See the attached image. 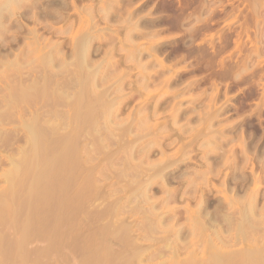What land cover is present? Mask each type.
Wrapping results in <instances>:
<instances>
[{"label": "rangeland", "instance_id": "374dc122", "mask_svg": "<svg viewBox=\"0 0 264 264\" xmlns=\"http://www.w3.org/2000/svg\"><path fill=\"white\" fill-rule=\"evenodd\" d=\"M0 1H1L0 3H2L1 4L2 9L0 8V10H2L0 12V57L2 55V58H3V59L0 58V101H1L0 107L2 108L5 104V107L7 108L8 107L7 101H6L7 97H5V95L8 92L14 91L15 88L19 89L22 85L26 86V85H29V83H32L33 81H35V83L33 82L32 84H35L37 86L39 85L40 88H41V85H40L41 83L45 84L47 89L49 87L48 89L49 91L47 90L48 91L47 93L43 95L40 94V96L36 95L37 97L34 96L29 101H26L27 105L25 103H22V105H18L17 107L15 106L14 108L11 107V111L13 110V112H11L10 109L7 108L11 114L9 112H8L9 115L7 114V112L4 114L5 115L4 122H2L3 123L2 125L0 124V127L2 128V129L0 128V130H2L0 139L2 137L7 136L8 143L6 142L5 144L7 145L5 146L3 143L0 142L1 145L3 144V147H1L0 154L7 155L9 158L7 159V158H4L3 156L2 157L0 156L1 158H3L2 161H4V162H1L0 171L3 168L7 169L9 165H11V159L14 158V156L15 158H17L16 156L18 157L20 156V153L17 151V149L25 147L27 144L26 139L23 138L22 136L23 133L21 131H18L19 129L18 127H16L21 124L19 122L21 118L24 120L26 119L28 120L29 117L31 118L33 113H37L39 115V118H41L39 119V121L41 120L40 122L45 123L44 121L48 119L50 122L52 121L51 125H53V123L54 124L60 123L61 122L60 120L64 119L63 122L64 121L66 122L64 123L61 122V123L64 124V127H66L68 130L66 128H60L56 132L57 133L56 136L65 138V137H68V135L73 132L72 135L74 134V140H76L74 142V147L76 143L77 148H75L76 149V153H75L76 157L74 158L75 160L73 159L72 161L74 162L78 161V162L77 163L75 162L76 165L73 162V165L70 168L72 170L70 171L71 172L70 177L72 176V178L71 180H69L71 181V184H69L70 186L69 188H71V190H69V188L63 189L64 192L62 194L64 195L65 192L66 193L70 192L68 193L69 195L65 193V195L63 196L61 194L62 191H60L59 193L62 195V198L63 197L67 199L71 198L70 200H72L73 198L75 199L77 197L78 198L80 197L82 201V202L79 201L82 205V206H79V208L80 207L82 208L80 209L81 211L78 210L79 202L77 201L80 198L75 199L78 202V203H76V201L74 202V204H77L76 205L77 207L74 206V204L72 203L73 208L70 207L71 206V202H70L69 207H66V208L62 207L63 209L59 210V208L55 207V205L52 206V204L54 203V200H52L53 203L50 200L49 206L44 205L46 206L44 207L42 205L43 207L42 206L38 207L39 209L38 211L35 209V211L39 213L38 214L39 217L44 218V219H41L44 222L43 224H42V221L40 220L43 226L41 224L39 225V222H37L40 227L36 225V228L43 230V231L44 229H46V231L44 232L48 234L51 233V229H52V233L56 236H54L52 233H51L52 235L49 234L50 236H52V238L54 237L52 241H51L52 238H48V235H44V237L47 236V238H43V236H41L40 238L37 237L34 240V242H31L28 246L29 248L37 246L38 247V248L36 247L38 249L37 251L40 252L41 249L39 250V248H42L43 245L47 246L49 242V246L52 245L50 252L48 253L47 249H45L46 250V252L44 253L45 255L44 254L40 255L37 259L33 258L35 259V261L32 260V258L31 260L30 258L25 259L27 261H25L24 259L17 260L18 262L12 259L9 261L5 259V261H7L6 263H4L5 262L4 260H3L4 262L1 260L3 264H11V263L12 264H20V263L21 264H28V263L35 264V262L37 261L38 262L36 264H66L68 261L69 262L67 264H81L82 261L80 263V260L82 259L80 258V256L83 258L84 256L87 258L88 257L91 258V256L95 254V253L92 254L94 248L96 250L98 248L100 250L99 253L92 257V260L90 263H87L85 261L83 262L84 264H97L99 261L100 262L104 261L103 264L104 263L112 264L111 263L112 261L109 263L105 262L107 260L110 261L111 259L109 260L107 258L111 257L112 255H113L112 258L114 259V261H116L115 264L116 263L118 264L120 260L118 262L117 260L120 258H118L119 256L118 255L117 256L118 259H117L115 257V253L116 252L119 253L120 248H123L124 249L123 251L127 252L125 253L126 259L124 256V252L123 251L121 252L123 253V255L121 256H124L122 257L123 258L122 262H125V264H128L130 262L133 263V261L135 260L132 261L131 259H134L135 255L132 254L134 256L132 258L131 253L128 252L131 247L129 248V245H128V248H129L128 249L126 247L127 245H125L129 243L128 241H130V238L134 239L137 242L139 241L141 243L140 246L144 244L147 246V248L150 249L147 251L148 253L144 251V253H146L145 255L142 254L141 256L140 254H138L142 257L141 258L142 264H166V262L171 261L170 260L171 259L170 258L171 248L169 249V245H168L169 243H171V245H174L173 242L176 241L175 245H178L177 243H180L181 246L182 244L184 245V243H186L185 246L186 247L190 246L192 249H196L197 248L196 246L199 245L198 242H195V238L197 241V239L200 236L198 235L197 237V234H194L195 229L197 230V228L195 227H193L194 229L191 228L193 226L194 221L192 220L193 218L192 217L189 218L190 216L187 214L186 203L188 204L187 207L191 205V207L189 206L188 208H191V209L193 208L194 210H197L200 208L199 210L201 211L203 208L202 214L204 215L205 218H206L205 215H207L208 213L209 215H207V218L211 216V218L213 217L214 219V217H216V220L221 219V221H222V216H224L221 214L226 213V214L232 215V218L234 219V217H237V216L239 217L240 214H243L244 210L246 212V208L248 206L251 207V209H249L248 207L247 210L248 211L252 210L251 213L255 214V216H253L249 212H246L248 214H245V215H247V217L249 216L250 219L253 217L251 221L253 219L254 220H253V223L251 222L248 224V228H250L248 229L249 231L247 230L248 231L247 232L245 229L244 232L245 234L247 233L246 237L250 233H251L250 236L251 235L253 236L254 233L258 234L259 236L255 234L253 237L252 236L251 237L252 238L255 237L254 239H256L257 244L264 243V232H263L264 230L260 229L262 231H259V228L264 229V223H263L264 222V211H263L264 210V206H263L264 205V44H263L264 36L263 37L261 36V35H264L262 34L264 31L263 32L259 31V29H258V32L256 31L258 26H260V24L256 22L258 24L257 25V24H254L255 22L254 23L252 22L250 25V22L248 23L247 21H246L247 23L246 24L245 19H242L244 17H242L241 15L242 18H240L239 16L240 15V12H238L239 9H235L237 10L235 14V10H233L235 5L233 6L232 3L230 2L228 3L226 0H197V1L196 0H27V1L26 0H16V1L11 0V2L12 1L14 2L12 3L9 2L7 4H6L7 0L5 1L0 0ZM185 1H188V3ZM15 4L16 5L18 4L17 7L19 9L14 7ZM7 7H9L10 9L13 8L11 9L12 11ZM230 8L232 10H230ZM227 10L229 12H227ZM13 12H15L17 16ZM179 12H180V15H179ZM11 15H14V16H11ZM30 16L32 19L30 18ZM18 17L21 19H18ZM241 19L243 21H241ZM235 21L236 22L238 21L241 24H239L238 22L236 23ZM247 25L248 27H246ZM252 25L254 27H252ZM35 26L37 27L35 28ZM254 28L256 30H254ZM219 30L220 31L222 30V31L220 32ZM226 30L227 32L230 31L229 34L231 35L225 37L223 32H225ZM245 30H247V32ZM236 31L238 32V34L236 33ZM252 31L253 33H250ZM59 32L60 34H58ZM255 33L257 37L254 35ZM218 38L219 40H217ZM250 39L251 41H255V45L256 44L259 45L261 43L260 46L254 45L255 48H253L254 47L253 44L249 42ZM80 40L81 42H79ZM241 41L245 43L244 45H246V47H244L243 50H239L240 47L238 46V43H242ZM212 42L214 45L212 44ZM78 44L80 45L78 46ZM76 47L77 49H74ZM79 48L80 50L78 52ZM83 49L86 50L85 53L82 51ZM251 49L256 53H253ZM73 51L76 53H74ZM129 53L131 54L128 56ZM134 53L136 57L134 56ZM3 54H5L6 56ZM47 54L50 55L51 60L55 58L52 61H50V62H53L51 63V66L49 65L50 69H48L49 67H47L48 65H46L45 62H44L45 65L43 63V61L48 58L46 57L43 60V56H47ZM69 54L71 57L69 56ZM81 54L82 56H85L83 57V59H82ZM84 54H87V55H84ZM11 55L13 57H11ZM60 56L64 58L61 59ZM77 57H78L79 62L77 60ZM10 59L12 61H9ZM130 59L132 60L130 61ZM81 62H83V64ZM33 67L34 69H32ZM30 69H32L31 71H33V73L30 71ZM56 69L59 71H57ZM54 70L55 72H52ZM38 71L40 72L38 73ZM48 73L49 75H47ZM105 75L107 77H105ZM37 76H39L40 78ZM58 76H59V79H58ZM45 78L47 79L50 78V80L47 81L46 79L45 81ZM51 78L53 79V82ZM24 80H25V83H24ZM48 82H50L51 84L49 85ZM61 82L64 84H61ZM56 84H58V86ZM62 85L65 87L64 89L62 88L63 87ZM50 87L52 89H50ZM54 89L56 90L59 89L57 91L55 90L58 94L59 93L62 94L63 90L67 89L65 91H66V94L68 93L67 94L68 100L72 99L75 95L80 93L82 96L81 100L83 102L86 101V104L81 101V104H79L81 107L78 105L79 109L77 107L76 108L77 111H76L74 109L75 107L70 103H69L70 105L68 106V104H65L66 102L64 101L65 102L64 103L65 106H64L62 105L63 102L62 103L55 102L54 100L55 95L51 94V91ZM4 97L5 99L2 101ZM69 97L71 98L69 99ZM114 99L115 101H113ZM41 101H42V104H39L41 103ZM54 102H55V105H54ZM49 104H51V106ZM88 106L91 109H93L92 113L95 111L93 115L96 118H92V120L93 119L97 120V123H96V120L94 121L96 123V126H95V123H91L92 120L88 123L87 121H89L90 119H87L85 117L87 121H84V122L87 127H85L84 124H83L84 127L82 126L80 127L81 124L76 122V121H80L79 120L80 118L78 119V115L79 116L82 115L81 111L85 113L86 112L85 109H87L86 107ZM58 108L60 110H58ZM70 108H72V110ZM54 109H56L57 111ZM46 111L50 113L54 111L57 114L53 112L52 114L53 116L55 114V116L51 117L50 115L52 114L50 113L48 114ZM73 111L75 112L74 116L72 115L74 113ZM64 112L66 113L67 116L63 115L65 114ZM105 112H107V114ZM160 112H163V113H160ZM41 113H43L44 115ZM58 114L62 116H59ZM76 114L78 115L75 117ZM10 115L12 116V118H10L11 117ZM161 115L163 117H160ZM6 116H8L10 120L11 119L12 120L11 121L8 120L9 118L6 119L7 118ZM13 119L16 122L13 121ZM43 119L45 120L43 121ZM103 120L104 121L106 120V121L104 122ZM8 121L9 123H7ZM71 122L74 124L72 125ZM80 123H82V121H80ZM90 123L92 125L94 124V129H97V131L92 129L93 127H91L92 125ZM97 124H99L100 126L98 125L97 127ZM149 124H151L150 127H149ZM74 125L75 126L79 125L78 129L77 127L75 128L77 131L73 129ZM70 126H72V128ZM3 130L5 133L7 132L8 133L4 134ZM136 131L138 135L136 134ZM123 132H125L126 134ZM16 133L19 135H17ZM66 134L68 135L66 136ZM15 136H21V137H19V139L17 140V137ZM127 139L128 141H126ZM64 142H63V145L65 144ZM132 142H135V143L133 144ZM66 143H69V142L67 141ZM91 143L93 144V146L90 145ZM179 143L182 145L180 146ZM63 145H61V147H59L58 149L60 148L63 149V147L67 146V144L64 146ZM178 146L181 149H179ZM98 148L100 150H98ZM96 151L98 152L96 153ZM159 151H161L160 153L163 154L162 157H161V154H159ZM17 152L19 155H17ZM169 152L170 153L173 152V154L170 155ZM168 154L170 155V158ZM120 155L123 156L124 160H122L123 158ZM130 156L131 157L133 156L132 157L133 161L131 160ZM158 156L160 159L158 158ZM171 157H173V159ZM226 157L227 159L229 158L227 161H226ZM157 158H158V161L154 162L155 160H157ZM125 160L126 162L127 161L128 162L126 163ZM90 161H92V163ZM164 161H165L166 166L164 164ZM170 162L172 165L170 164ZM160 163L162 167L164 165V169L162 170V172L164 173L161 172L162 173L161 174L158 172L157 174V172L155 171L156 174H153L152 173L154 171L152 170L153 168L150 169L151 171L147 170L151 168L150 166L156 167V164H158L157 165L158 167ZM77 164H78V167H77ZM146 164H148L149 166ZM96 165L97 167H95ZM140 166L143 169L145 168L146 170L145 169L141 170L142 168ZM139 169L140 171H143L145 174L147 175L149 174V176H150L149 172H151L152 173L151 176L153 177L155 175V178L151 177L150 179H148L149 176L147 175L145 176L143 172H141L142 174L140 173L141 175L140 177L142 178L140 179V177H137L138 175H135L136 172L138 173ZM208 170H210L211 172ZM100 171L102 173H100ZM79 172H80L81 177L79 175ZM89 174L91 175L92 178H90ZM101 175L103 176L101 177ZM184 176H186V178ZM77 177H78V180H77ZM208 177L210 178V180ZM104 178H106L105 179L106 181H104ZM107 179L109 180V182H107L108 181ZM253 179L255 182L253 181ZM75 180L79 183H77ZM145 180L147 182L152 181V183H146ZM143 181L145 183H143ZM135 182H137V184H139V182L140 184L143 183L142 187L143 188L147 187V190H149L147 191V193L149 194L147 195L149 196V201L147 199L148 202L145 199H142L143 198L142 196H146L145 191H144L145 195H143L144 194L143 190L145 189H142L143 194L140 193L141 189L138 190L139 192L135 194V192H137L136 190L138 186L136 185ZM203 182H206V184L205 183L203 184ZM2 183L4 182H3V179L1 178L0 186H2ZM85 183L88 186L87 190H86V186L84 188V185H86ZM89 183L94 184V187L92 185H89ZM162 183H164L165 185ZM144 184H147L146 187ZM120 185H122V188H120ZM166 185L167 187H164ZM160 186L164 187L162 188L163 190L164 189L166 190V188L170 189V191L169 190L167 191L172 193V194L169 193L171 195V198L169 197L171 201L170 199L169 200L166 199V197L168 196V193L166 194L165 192L167 191L161 190ZM142 187L140 186V188ZM105 188L107 189V191ZM78 189H80V191H77ZM132 191L134 193H132ZM54 192L57 193L58 191H54ZM87 192L88 193L90 192L91 196L90 194H87ZM94 192H96L97 194ZM56 193H53V194H55L57 198L58 196H61L60 194L57 195L58 193L57 194ZM139 194L141 197H139ZM55 195H54V198H55ZM85 195H87L88 198L90 199L89 202H88L87 196ZM110 195L111 197L109 200ZM147 196L145 198H147ZM153 196L155 197L153 198ZM225 196L228 198H226ZM51 197L53 198V195ZM95 197H96V200H94ZM114 197L116 198L117 202L114 201L115 200ZM160 198L162 199L164 198L163 201ZM127 199L129 200V202L126 201ZM234 199L236 202L234 201ZM118 200L120 203H118ZM143 200H145V203L143 202ZM198 200L203 201L201 203L203 206L200 203H198L199 202ZM84 201H86L87 203ZM96 201L99 203L101 202L100 204H102V206ZM113 201H114V205L110 206V204H113L112 203ZM229 201L230 202L233 201L235 205H233V202L232 204H229L230 203ZM115 202L118 203V205H120L118 206L119 209L115 205ZM149 202L150 204L151 203L155 204L153 205V208L147 207V205L152 206L149 204ZM96 203H97V206L100 205L98 207L100 208L102 207L104 210L100 209V211H98V207L95 205V207H97L96 208L97 211L93 209V211L95 210V213H94L91 210L92 209L91 207ZM106 204L107 206H105ZM197 204L198 205L200 204L202 207L200 205H199L200 207L196 206ZM227 204H229L228 209H227ZM109 206L113 208L116 207L114 210L113 208H111L113 210V213L111 210H110L111 211L110 214L106 213V212H110V211H107L110 208ZM233 208L235 209L233 210ZM191 209H188V210L193 211ZM57 210H59L58 211L59 213L55 212ZM101 210L103 212H101ZM115 210L118 212H115ZM63 211L65 213H62ZM153 211H157V213L159 214L160 212L165 213V216L162 215L164 213L161 214L162 216L158 215L160 216L159 219L163 221V222L161 221V226L165 225L164 226L165 229L164 230L161 229L160 228L161 226L160 227L158 226V227L160 228L161 231L162 230L164 232L166 231L165 235L167 234L168 237L173 233L172 232L173 230L171 228H170L171 231L169 230V228H167L168 230H166V227L167 226L170 227V225L174 226L173 229L176 227L175 229L179 231H176L177 234L174 231L175 233L173 234L178 235L177 239L179 241L175 239L176 236L174 237L173 234L168 239V237L166 238L164 237L163 231H162L163 233L160 234L159 229H158L159 231L155 230L154 227L156 225H160V222H158L159 224H157V221H156L157 215H156V212L154 213ZM54 213L61 214V216L59 215V217L61 218L57 220L56 225H54L55 224L54 220L56 221V219L52 217ZM99 213L101 214L99 215ZM260 213H261V216H260ZM249 214H251V216ZM115 215H116V218H119L120 220H126L125 221L126 223H124L123 221H122L123 223L121 221L118 222L121 224L120 227L125 228L127 226L128 228H130L131 226L130 235L128 236V237L130 236L131 237L129 239L127 238L128 241L126 240V242L122 238L123 236H121L123 232L119 236V234L117 233L119 231H117L116 229L115 231H117L116 232L117 238L119 237V239L114 238L115 232L111 233L110 230L108 232L109 234H105L107 232L106 229H108L109 226H112L111 224H109L111 222V220L109 221L110 216H112L111 219L113 220L111 222L113 224L112 227L114 228L117 227L118 223L117 222L115 223V221L117 220V219L115 220ZM256 215H258L259 217ZM48 216L49 217L51 216V218H49ZM143 217L144 219H142ZM148 217H150V219ZM151 217L156 222L155 221L153 222ZM232 218L230 219L231 225L228 223L225 224L223 221H222V224H225L227 226L229 225V227L231 226L230 228L232 229V227H234L232 226V222L234 220L237 221L238 219H240V217L238 219L237 218L234 219L233 221H232ZM106 219L109 222V223L107 222L109 224L108 226L104 224L106 223L104 221H107ZM213 219L212 221H214V223L216 224L218 223L220 225L221 221L217 222L215 219L214 220ZM250 219H248V221ZM257 219L261 220V223H259ZM209 220L211 221V219ZM148 221H150V225L152 222L151 227H149ZM185 222H189V223L185 224ZM128 223L131 225L129 226ZM143 223H147L148 227L151 230ZM254 223H256L255 228L253 226ZM100 224H102V228ZM115 224L117 225L115 226ZM236 224L237 223L235 222V227L237 226ZM251 224H253L252 225L253 227L251 226ZM119 225H118V228H120ZM215 225L213 227L214 229H217L219 227L218 228L219 231H224V234L220 233V235L221 234L223 235L221 236L222 238L224 237L223 239H227V238L231 239L232 236L229 234L235 228H233L232 230L228 228L229 231L226 232L228 229L224 230V225H222V227L221 226L215 227ZM246 225L247 224H245V226ZM56 226H58L57 232L56 231L53 232L54 229L56 230ZM144 226L145 228L147 227L149 230L147 228L145 229ZM227 226L225 228H227ZM256 226L258 228H256ZM211 227H209V229L212 230L213 228ZM114 228L112 230L111 227H109L111 231H114ZM220 228H222V230ZM3 229H6V227H3ZM209 229L208 230L206 229L208 231L206 232L208 234H211L213 230L211 231ZM67 230L70 232H68ZM152 230H155V232ZM191 230H192V234L196 236H193L192 234L190 235ZM121 231H122V228H121ZM169 231L171 232V234H169L170 233ZM180 232H182V234ZM55 233H58V234H55ZM145 233L147 234L149 233L151 237L149 236V234L147 235ZM155 233L158 235L156 236ZM154 235L159 239H157ZM112 236L114 238L113 241L111 240ZM146 236H149V237L146 238ZM159 236H161L162 238H165L166 240L165 239L164 240L166 241V243ZM226 236L227 238H225ZM60 237H62L63 239L62 238L60 239ZM66 237H68L67 238L68 240L66 239ZM124 237H127V236H124ZM135 238H138V239L136 240ZM252 238H250V241ZM37 239H41V240L39 241ZM42 239H45V240L42 241ZM161 239L163 242L161 241ZM247 239L246 241L249 242V239L248 240ZM102 240L104 242H102ZM105 240L108 244L105 242ZM181 240L183 242H181ZM187 240L189 242L192 241V244L191 242L189 243ZM121 241L123 242L122 243L123 245L120 243ZM167 241H168V244H167ZM228 241H233V240H228ZM241 241L238 240L237 243L236 242L230 243L229 244L230 246L227 243V245L230 249H239L240 245L243 246L242 244L247 243V242L244 243L243 242L244 240L242 242ZM256 241H254V243H256ZM35 242H37L36 243L37 245L35 244ZM64 242H66L65 245H64ZM69 242H70V245H69ZM131 242L132 241H130V243ZM135 243H133V245H135ZM201 243L203 244L204 241L201 240L200 244ZM254 243L252 242V244ZM137 244L138 243H136V245ZM165 244H167L168 247H166ZM162 245L168 248L169 251L165 248L164 249L167 250V252L164 249H162L163 247ZM218 245H221V244L218 243ZM110 247L111 248L113 247V248L110 249ZM160 247L162 250L160 249ZM190 247H189V250H190ZM199 247L200 246H198V248ZM228 247L225 246V248H228ZM142 248H144L143 250H147V248L145 249V247H142ZM183 248L184 247L182 246L181 249ZM56 250L58 252H56ZM106 250L109 253H104ZM180 250H179L180 253L178 252L179 256L182 258L185 257V255L187 254L186 252L188 250L186 249L187 251H184L185 248L184 250H181V251ZM156 252L159 254L158 256ZM201 252L202 250L199 252V254ZM164 253H165V256H164ZM54 254L56 255V257L54 256ZM65 254L67 256H64ZM105 254L107 256L106 258H105ZM126 254L131 255V256L129 255L131 259L128 258L131 261L129 262L127 261L128 259H127ZM150 254H152V256ZM103 257L106 260H104ZM54 258L56 259L54 260ZM137 258H139V256ZM51 259L54 261H52ZM137 260L135 261L134 264H136ZM1 261H0V264H2ZM163 261L165 263H163ZM122 262H119V264H124ZM137 264H141V263H137Z\"/></svg>", "mask_w": 264, "mask_h": 264}, {"label": "bare ground", "instance_id": "6f19581e", "mask_svg": "<svg viewBox=\"0 0 264 264\" xmlns=\"http://www.w3.org/2000/svg\"><path fill=\"white\" fill-rule=\"evenodd\" d=\"M3 1V0H2ZM5 1V0H4ZM16 1V0H15ZM27 1V0H26ZM197 1V0H196ZM228 3L230 2V3H232L233 4V6H234V8H233V10H235V9H239L238 10V12H240V15H239V13H238V15L240 16V18H242V17H244V18H242V19H245V23H246V21L249 23L250 22V25H251V23L253 22H255L254 24H260V26H258V28H257V30L254 28V30H256L257 32H258V29H259V31H264V0H226ZM1 2V1H0ZM9 2H11V0H7V2H6V4L7 3H9ZM12 2H14V1H12ZM11 2V3H12ZM24 2V1H23ZM185 2H187L188 3V1H185ZM202 2V1H201ZM218 2V1H217ZM222 2V1H221ZM162 3V2H161ZM186 3V4H187ZM198 3V2H197ZM225 3V2H224ZM227 3V4H228ZM2 3H0V8L2 9V5H1ZM6 4H5V6H6ZM14 4V3H13ZM19 4V3H18ZM18 4L16 5L15 4V8H17V9H19L17 6H18ZM185 4V5H186ZM226 4V3H225ZM232 4H230V5H232ZM184 5V4H183ZM221 5V4H220ZM191 6V5H190ZM226 6V5H225ZM4 7V6H3ZM10 7H11V5H10ZM187 7V6H186ZM185 7V8H186ZM223 7V6H222ZM229 7H231V6H229ZM7 8H9V7H7ZM170 8V7H169ZM224 8V7H223ZM10 9V8H9ZM11 9H13V8H11ZM10 9V10H11ZM193 9V8H192ZM222 9V8H221ZM229 10V9H228ZM227 10V12H229ZM230 10H232L231 8H230ZM2 10H0V12H1ZM12 11V10H11ZM11 11H10V13H11ZM78 11H79V9H78ZM81 11V10H80ZM188 11V10H187ZM195 11V10H194ZM230 12H232V11H230ZM236 12H237V10H235V14H236ZM13 13H15V12H13ZM215 13V12H214ZM217 13V12H216ZM8 14V13H7ZM16 14V13H15ZM23 14V13H22ZM9 15V14H8ZM33 15V14H32ZM179 15H180V12H179ZM178 15V16H179ZM241 15H242V17H241ZM1 16H3V15H1ZM11 16H14V15H11ZM16 16H17V14H16ZM23 16V15H22ZM39 16V15H38ZM20 17V16H19ZM18 17V19H21V18H19ZM34 17V16H33ZM238 17V16H237ZM11 18V17H10ZM30 18H31V16H30ZM215 18V17H214ZM234 18V17H233ZM4 19V18H3ZM32 19V18H31ZM241 19V21H243ZM236 20V19H235ZM238 20V19H237ZM2 22H4V21H2ZM37 22V21H36ZM40 22V21H39ZM236 22V21H235ZM238 22V21H237ZM236 22V23H237ZM257 22V23H256ZM14 23V22H13ZM15 23H16V21H15ZM54 23V22H53ZM239 24H241L240 22H238ZM20 24V23H19ZM40 24V23H39ZM233 24V23H232ZM247 24V23H246ZM246 24H244V25H246ZM253 24V25H254ZM257 24V25H258ZM3 25V24H2ZM1 25V26H2ZM5 25V24H4ZM38 25V24H37ZM46 25V24H45ZM249 25V24H248ZM248 25L246 26V27H248ZM252 25V27H254ZM226 26V25H225ZM224 26V27H225ZM236 26V25H235ZM20 27V26H19ZM37 26H35V28H36ZM224 27H223V29H224ZM227 27V26H226ZM225 27V28H226ZM241 27V26H240ZM245 27V26H244ZM251 27V28H252ZM255 27H257V26H255ZM4 28V27H3ZM43 28H45V27H43ZM49 28V27H48ZM51 29V28H50ZM240 29V28H239ZM246 29H248V28H246ZM52 30V29H51ZM57 30V29H56ZM236 30V29H235ZM250 30V29H249ZM249 30H248V32H249ZM53 31V30H52ZM62 31V30H61ZM64 31V30H63ZM220 31V30H219ZM222 31V30H221ZM220 31V32H221ZM229 31V30H228ZM240 31V30H239ZM242 31V30H241ZM246 32H247V30H245ZM31 32V31H30ZM58 32V31H57ZM225 32H227V30L225 31ZM225 32H223V34L225 35V37H227V36H229V35H231V34H229V32H227V33H225ZM262 32H260V33H262ZM2 33V32H1ZM38 33V32H37ZM236 33L238 34V32L236 31ZM236 33H235V35H236ZM243 33V32H242ZM250 33H253V31L252 32H250ZM30 34V33H29ZM41 34V33H40ZM58 34H60V32L58 33ZM262 34H264V32L262 33ZM42 35V34H41ZM245 35V34H244ZM255 36H256V33L254 34ZM32 36V35H31ZM262 37L264 36V35H261ZM44 37V36H43ZM224 37V36H223ZM251 37H252V35H251ZM257 37V36H256ZM38 38V37H37ZM42 38V37H41ZM47 38V37H46ZM255 38V37H254ZM58 39V38H57ZM227 39V38H226ZM234 39H236V38H234ZM257 39V38H256ZM62 40V39H61ZM88 40V39H87ZM217 40H219V38L217 39ZM63 41V40H62ZM212 41V40H211ZM238 41V40H237ZM243 41V40H242ZM241 41V42H242ZM60 42V41H59ZM64 42V41H63ZM79 42H81V40L79 41ZM85 42V41H84ZM214 42V41H213ZM213 42H212V44H213ZM218 42H220V41H218ZM234 42V41H233ZM249 42H251L252 44H253V46L255 45V41H251V39L249 40ZM263 42H264V40H263ZM45 43V42H44ZM51 43V42H50ZM91 43V42H90ZM251 43H250V45H251ZM260 43V42H259ZM52 44V43H51ZM63 44V43H62ZM71 44V43H70ZM84 44V43H83ZM225 44H226V42H225ZM230 44V43H229ZM245 43L244 42H242V43H238V46L240 47L239 48V50H243L244 49V47H246V45H244ZM248 44V43H247ZM261 44V43H260ZM260 44L258 45V44H256V45H258V46H260ZM264 44V43H263ZM28 45H29V43H28ZM60 45V44H59ZM73 45H75V44H73ZM72 45V46H73ZM80 44H78V46H79ZM82 45V44H81ZM88 45H89V43H88ZM214 45V44H213ZM218 45H220V44H218ZM217 45V46H218ZM227 45H228V43H227ZM255 45V46H256ZM35 46V45H34ZM48 46V45H47ZM84 46H86V45H84ZM216 46V47H217ZM255 46L253 47V48H255ZM32 47V46H31ZM45 47V46H44ZM69 48V47H68ZM87 48V47H86ZM215 48V47H214ZM252 48V49H253ZM261 48V47H260ZM54 49V48H53ZM61 49V48H60ZM74 49H77V47L76 48H74ZM237 49H238V47H237ZM245 49H247V48H245ZM251 49V50H252ZM32 50V49H31ZM41 50V49H40ZM79 50H80V48L78 49V52H79ZM85 49H83L82 51L85 53L86 52V50L84 51ZM88 50V49H87ZM215 50H217V49H215ZM219 50V49H218ZM220 50H222V49H220ZM250 50V51H251ZM29 51V50H28ZM57 51V50H56ZM75 51V50H74ZM73 51V52H74ZM77 51V50H76ZM253 51V50H252ZM9 52H11V51H9ZM15 52V51H14ZM258 52V51H257ZM7 53V52H6ZM5 53V54H6ZM57 53V52H56ZM60 53V52H59ZM65 53V52H64ZM63 53V54H64ZM74 53H76V52H74ZM81 53V52H80ZM88 53V52H87ZM247 53V52H246ZM253 53H256V52H254L253 51ZM259 53V52H258ZM5 54H3V55H5ZM22 54V53H21ZM63 54H62V56H63ZM131 53H129L128 54V56L130 55ZM249 54V53H248ZM8 55V54H7ZM59 55H61V54H59ZM67 55V54H66ZM84 55H87V54H84ZM6 56V55H5ZM52 56V55H51ZM68 56V55H67ZM69 56H70V54H69ZM74 56V55H73ZM75 56H76V54H75ZM81 56H82V54H81ZM134 56H135V53H134ZM247 56V55H246ZM11 57H13L12 55H11ZM15 57V56H14ZM46 57H48L47 59H45L44 60V58H46ZM59 57V56H58ZM61 57V56H60ZM71 57V56H70ZM83 57H85V56H82V59H83ZM88 57V56H87ZM133 57V56H132ZM136 57V56H135ZM243 57V56H242ZM0 58H2V55H1V57ZM10 58V57H9ZM21 58V57H20ZM51 58H53V57H51ZM62 58H64V57H61V59ZM74 58V57H73ZM131 58V57H130ZM247 58V57H246ZM3 59V58H2ZM7 59V58H6ZM40 59H42V58H40ZM53 59H55V58H53ZM52 59V60H53ZM59 59V58H58ZM71 59V58H70ZM138 59V58H137ZM8 60V59H7ZM6 60V61H7ZM43 63L45 62L46 63V65H48L47 67H49V65L51 66V63H53V62H50V61H52L51 59H50V55L49 54H47V56H43ZM68 60V59H67ZM77 60H78V57H77ZM81 60V59H80ZM132 59H130V61H131ZM214 60V59H213ZM236 60V59H235ZM4 61V60H3ZM9 61H12L11 59L9 60ZM37 61V60H36ZM38 61H39V59H38ZM66 61V60H65ZM241 61V60H240ZM16 62V61H15ZM42 62V61H41ZM55 62V61H54ZM64 62V61H63ZM67 62V61H66ZM78 62H79V60H78ZM133 62H134V60H133ZM137 62V61H136ZM227 62V61H226ZM9 63V62H8ZM45 63H44V65H45ZM48 63V64H47ZM50 63V64H49ZM70 63V62H69ZM82 64H83V62H81ZM85 63V62H84ZM7 64V63H6ZM61 64V63H60ZM59 64V65H60ZM101 64H103V63H101ZM234 64H236V63H234ZM239 64V63H238ZM57 65V64H56ZM63 65V64H62ZM65 65V64H64ZM77 65V64H76ZM54 66V65H53ZM99 66H100V64H99ZM235 66V65H234ZM58 67V66H57ZM98 67V66H97ZM9 68V67H8ZM32 69H34V67L32 68ZM32 69H30V71L32 70ZM47 69V68H46ZM48 69H50V67L48 68ZM57 70V69H56ZM4 71V70H3ZM37 71V70H36ZM42 71V70H41ZM57 71H59V70H57ZM57 71H56V73H57ZM14 72H15V70H14ZM17 72V71H16ZM29 72V71H28ZM32 73H33V71H31ZM40 71H38V73H39ZM52 72H55V70L54 71H52ZM20 73V72H19ZM41 73H43V72H41ZM96 73V72H95ZM2 74V73H1ZM21 74V73H20ZM28 74V73H27ZM52 74V73H51ZM60 74V73H59ZM5 75V74H4ZM38 75V74H37ZM43 75H45V74H43ZM47 75H49V73L47 74ZM55 75V74H54ZM6 76V75H5ZM26 76V75H25ZM40 76V75H39ZM39 76H37V77H39ZM51 76H53V75H51ZM56 76V75H55ZM63 76V75H62ZM61 76V77H62ZM69 76V75H68ZM20 77V76H19ZM22 77V76H21ZM43 77V76H42ZM46 77V76H45ZM60 77V78H61ZM105 77H107L106 75H105ZM40 78V77H39ZM53 78V77H52ZM51 78V79H52ZM42 79V78H41ZM46 79L47 78H45V81H46ZM58 79H59V76H58ZM29 80H30V78H29ZM37 80V79H36ZM43 80H44V78H43ZM48 80H50V78L49 79H47V81ZM61 80V79H60ZM59 80V81H60ZM21 81V80H20ZM19 81V82H20ZM63 81V80H62ZM100 81V80H99ZM23 82V81H22ZM27 82V81H26ZM34 83H35V81H33ZM32 82V83H33ZM51 82V81H50ZM50 82H48L49 83V85L51 84ZM52 82H53V79H52ZM17 83V82H16ZM24 83H25V80H24ZM32 83H29V85H26V86H21L19 89H16L15 88V90L14 91H11V92H8L6 95H5V97H7L6 98V101H7V108L8 109H10V111H11V107L12 108H14V106L15 107H17L18 105H22V103H27L26 101H29L32 97H34V96H36V95H39L40 96V94H45V93H47L49 90V87H48V89H47V87H46V85L45 84H43V83H41L40 85H41V88H40V86L38 87L37 85H35V84H32ZM56 83V82H55ZM98 83V82H97ZM37 84V83H36ZM43 84V85H42ZM61 84H64V83H62L61 82ZM92 84V83H91ZM114 84V83H113ZM146 84V83H145ZM20 85V84H19ZM45 85V86H44ZM57 86H58V84H56ZM80 85V84H79ZM44 86V87H43ZM48 86V85H47ZM55 86V85H54ZM60 86V85H59ZM63 86V85H62ZM71 86V85H70ZM85 86V85H84ZM122 86V85H121ZM43 87V88H42ZM61 87V86H60ZM90 87V86H89ZM95 87V86H94ZM54 88V87H53ZM57 88V87H56ZM63 89L65 88L64 86L62 87ZM71 88V87H70ZM112 88V87H111ZM50 89H52L51 87H50ZM118 89H120V88H118ZM123 89V88H122ZM143 89V88H142ZM48 90V91H47ZM56 89H54V90H52L51 91V94H54L55 95V102H59V103H62L63 102V104L62 105H64L65 106V104H68V106L70 105V104H72L75 108V110L77 111V107H78V109H79V104H81V94L79 93V94H77V95H75L72 99H70L71 97H69V99L70 100H68L67 99V94H66V91L65 90H67V89H65V90H63V92H64V94H63V92H62V94L61 93H57L56 91L57 90H59V89H57L56 91H55ZM76 90H77V88H76ZM79 90V89H78ZM81 90V89H80ZM122 91V90H121ZM6 92V91H5ZM61 92V91H60ZM83 92H84V90H83ZM82 92V93H83ZM8 95V96H7ZM83 95V94H82ZM69 96V95H68ZM85 96V95H84ZM88 96H89V94H88ZM5 97L2 99V101L5 99ZM37 97V96H36ZM113 97V96H112ZM149 97H151V96H149ZM42 98V97H41ZM65 98V99H64ZM120 99V98H119ZM40 100V99H39ZM42 100H44V99H42ZM95 100V99H94ZM66 103H65V102ZM113 101H115V99L113 100ZM1 102V101H0ZM55 102H54V105H55ZM83 102V101H82ZM105 102V101H104ZM21 103V104H20ZM48 103V102H47ZM52 103V102H51ZM65 103V104H64ZM70 103V104H69ZM83 103H85L86 104V101H84ZM89 103H90V101H89ZM95 103V102H94ZM3 104V103H2ZM1 104V105H2ZM29 104V103H28ZM39 104H42V101H41V103H39ZM53 104V103H52ZM109 104V103H108ZM27 105V104H26ZM50 106H51V104H49ZM79 105V106H78ZM83 105V104H82ZM29 106V105H28ZM41 106V105H40ZM57 106H58V104H57ZM85 106V105H84ZM90 106V105H89ZM86 107L87 109H85L86 110V112L85 113H83L82 111H81V113H82V115H78V114H76L75 115V117L78 115V119L80 120V121H82V123H80V121H76V122H78L79 124H81L80 125V127L82 126V127H84V125H85V127H87L86 126V124H85V122L84 121H87L86 120V118L87 119H90L89 121H87L88 123L92 120V118H96V117H94V112L92 113V110L93 109H91L90 107ZM104 106V105H103ZM110 106V105H109ZM113 106V105H112ZM72 107V106H71ZM81 107V106H80ZM91 107H93V106H91ZM100 107H102V106H100ZM116 107V106H115ZM6 107H5V104H4V106L1 108L0 107V124L2 125L3 123L2 122H4V119H5V113L7 112V114L9 115V111H8V109H7ZM28 108V107H27ZM37 108V107H36ZM57 108V107H56ZM59 108H60V106H59ZM58 108V110H60ZM67 108V107H66ZM65 108V109H66ZM73 108V107H72ZM72 108H70L71 110H72ZM106 108V107H105ZM107 108H109V107H107ZM113 108V107H112ZM25 109V108H24ZM45 109V108H44ZM5 112H4V111ZM41 110V109H40ZM46 110V109H45ZM49 110V109H48ZM54 110H56V109H54ZM63 110V109H62ZM85 110H83V111H85ZM96 110V109H95ZM107 110V109H106ZM110 110V109H109ZM136 110V109H135ZM2 111H3V113H2ZM19 111V110H18ZM22 111V110H21ZM57 111V110H56ZM97 111V110H96ZM103 111V110H102ZM159 111V110H158ZM9 112V113H8ZM11 112H13V110L11 111ZM47 112V111H46ZM54 112V111H53ZM53 112H47L48 114L50 113V114H52ZM66 112V111H65ZM64 112V113H65ZM74 112V111H73ZM90 112H91V114H90ZM109 112V111H108ZM156 112V111H155ZM40 113V112H39ZM46 113V114H47ZM55 113V112H54ZM59 113V112H58ZM78 113V112H77ZM106 114H107V112H105ZM105 113H104V115H105ZM160 113H163V112H160ZM11 114V113H10ZM13 114V113H12ZM24 114V113H23ZM30 114V113H29ZM41 114H43V113H41ZM55 114H57V113H55ZM55 114H54V116H55ZM63 114V113H62ZM74 114H75V112L72 114L73 116H74ZM84 114V115H83ZM144 114V113H143ZM44 115V114H43ZM59 115V114H58ZM57 115V116H58ZM63 115H66V113L65 114H63ZM100 115V114H99ZM111 115V114H110ZM173 115V114H172ZM11 116V115H10ZM18 116V115H17ZM46 116H48V115H46ZM45 116V117H46ZM51 117L53 116V114L52 115H50ZM53 116V117H54ZM56 116V117H57ZM59 116H62V115H59ZM58 116V117H59ZM67 116V115H66ZM96 116V115H95ZM98 116V115H97ZM107 116V115H106ZM109 116V115H108ZM116 116V115H115ZM153 116V115H152ZM175 116V115H174ZM7 118L6 119H8L9 117L8 116H6ZM21 117V116H20ZM41 117V116H40ZM83 117V118H82ZM86 117V118H85ZM141 117V116H140ZM160 117H163L162 115L160 116ZM10 118H12V116L10 117ZM10 118L8 119V120H10ZM17 118V117H16ZM15 118V119H16ZM27 118V117H26ZM48 118V117H47ZM71 118V117H70ZM100 118V117H99ZM105 118H107V117H105ZM104 118V119H105ZM110 118V117H109ZM169 118V117H168ZM172 118V117H171ZM20 119V118H19ZM18 119V120H19ZM39 119H41V118H39V115L37 114V113H33V115L31 116V118L29 117L28 118V120L26 119V120H24V119H20L19 120V122L21 123L19 126H16V127H18V131H21L23 134H22V136H23V138H25L26 139V146L25 147H22V148H19V149H17V151L20 153V156L18 157V156H16L17 158H15V156H14V158H10L11 159V165H9V167L7 168V169H5V168H3L1 171H0V179L2 178L3 179V182L4 183H2V186H0L1 188H0V261L2 260H4L5 261V259L7 260V261H9V260H25V259H29L30 258V260H31V258H32V260H34L35 261V259H33V258H38L40 255H43L45 252H46V250L45 249H47V252L49 253L50 252V249H51V246L52 245H50L49 246V242H48V245L46 246V245H43V247L42 248H39V250H40V252L39 251H37L38 249V247L36 248V247H32V248H29V244L31 243V242H34V240L37 238V237H41V236H43V238H47V236L46 237H44V235H48V238H52V236H50L49 234H51L52 233V229H51V233H46V232H44V231H46V229H44V231L43 230H40V229H37L36 228V225L37 226H39L40 224H41V219H44V218H40L39 217V213L38 212H36L35 211V209L38 211L39 209H38V207H41L42 205L44 206V205H48L49 206V202H50V200H51V202L53 203V201L52 200H54V203L52 204V206H54L55 205V207H57V208H59V210H61V209H63V208H66V207H69V204H70V202H71V206L70 207H72L73 208V206H72V203L74 204V202L76 201L75 199H77V198H73L72 200H70V199H67V198H62V193L64 192L63 191V189H68L70 186H69V184H71V181H69V180H71V178H72V176L70 177V175H71V172L70 171H72L70 168L72 167V165H73V162L74 161H72L75 157H76V149L75 148H77L76 147V143H75V147H74V142L76 141V140H74V134L72 135V133L71 134H66V136L68 135V137H57L56 136V132L58 131V129H60V128H66V127H64V124H62L61 122H63V120H60L61 122L60 123H57V124H54L53 123V125H51V122L47 119L46 121H47V123H46V121H44L45 119H43V121L45 122V123H42V122H40L39 121ZM77 119V118H76ZM102 119H103V117H102ZM111 119V118H110ZM148 119V118H147ZM12 120V119H11ZM10 120V121H11ZM58 120V119H57ZM96 119H93L92 120V122L91 123H95L94 121H95ZM5 121H7V120H5ZM13 121H15L14 119H13ZM49 121V122H48ZM104 121V120H103ZM106 121V120H105ZM104 121V122H105ZM107 121H109V120H107ZM115 121V120H114ZM157 121V120H156ZM16 122V121H15ZM64 122H66V121H64ZM63 122V123H64ZM84 122V123H83ZM86 122V123H87ZM100 122V121H99ZM98 122V123H99ZM126 122V121H125ZM142 122H143V120H142ZM145 122V121H144ZM7 123H9V121L7 122ZM6 123V124H7ZM50 123V124H49ZM87 123V124H88ZM90 123V124H91ZM96 123H97V120H96ZM96 123H95V126H96ZM102 123V122H101ZM158 123V122H157ZM71 124L73 125L74 123H72L71 122ZM84 124V125H83ZM108 124V123H107ZM62 125V126H61ZM66 125V124H65ZM92 125V124H91ZM98 125L99 124H97V127H98ZM106 125V124H105ZM146 125H148V124H146ZM150 125L151 124H149V127H150ZM155 125V124H154ZM68 126V125H67ZM79 126V125H78ZM77 125L75 126H73V129L75 130V131H77L75 128L77 127V129L79 128ZM100 126V125H99ZM108 126V125H107ZM142 126V125H141ZM153 126V125H152ZM15 127V128H16ZM71 128H72V126H70ZM91 127H93L92 129H94V124L91 126ZM91 127H89V128H91ZM1 128V127H0ZM96 128V127H95ZM100 128V127H99ZM107 128V127H106ZM145 128V127H144ZM2 129V128H1ZM67 129V128H66ZM84 129V128H83ZM102 129V128H101ZM100 129V130H101ZM146 129V128H145ZM68 130V129H67ZM80 130V129H79ZM94 130H96L97 131V129H94ZM9 131H11V130H9ZM13 131V130H12ZM70 131V130H69ZM68 131V132H69ZM116 131V130H115ZM122 131V130H121ZM139 131V130H138ZM158 131V130H157ZM62 132V131H61ZM3 133L4 134H7V133H5L4 132V130H3ZM10 133V132H9ZM12 133V132H11ZM15 133V132H14ZM82 133V132H81ZM94 133V132H93ZM123 133H125V132H123ZM1 134H2V130H0V136H1ZM17 134V133H16ZM126 134V133H125ZM136 134L138 135V133H137V131H136ZM17 135H19V134H17ZM76 135V134H75ZM93 135V134H92ZM132 135V134H131ZM77 136V135H76ZM75 136V137H76ZM119 136V135H118ZM117 136V137H118ZM15 137H17V140L19 139V137H21V136H15ZM10 138V137H9ZM66 138H68V139H66ZM84 138V137H83ZM99 138V137H98ZM12 139V138H11ZM89 139H91V138H89ZM120 139V138H119ZM125 139V138H124ZM157 139V138H156ZM177 139V138H176ZM16 140V141H17ZM21 140V139H20ZM65 140H67L69 143H66L67 141H65ZM93 140V139H92ZM99 140V139H98ZM142 140V139H141ZM152 140V139H151ZM170 140V139H169ZM8 140H7V136H5V137H2L1 139H0V142L1 143H3L5 146L7 145V144H5L6 142H7ZM65 141V142H64ZM91 141V140H90ZM96 141V140H95ZM108 141V140H107ZM106 141V142H107ZM115 141V140H114ZM126 141H128V139L126 140ZM125 141V142H126ZM13 142V141H12ZM15 142V141H14ZM63 142L65 143L64 145H66L67 144V146L66 147H63L64 145H63ZM86 142V141H85ZM99 142V141H98ZM112 142V141H111ZM118 142V141H117ZM130 142V141H129ZM128 142V143H129ZM140 142V141H139ZM1 143H0V151H1V147H3V144L1 145ZM8 143V142H7ZM16 143V142H15ZM77 143H79V142H77ZM89 143V142H88ZM119 143V142H118ZM133 144L135 143V142H132ZM12 144V143H11ZM24 144H25V142H24ZM81 144V143H80ZM98 144V143H97ZM104 144V143H103ZM111 144H113V143H111ZM110 144V145H111ZM156 144V143H155ZM176 144V143H175ZM180 144V143H179ZM61 145H63L62 147H63V149L62 148H60V149H58L59 147H61ZM90 145H92L93 146V144L91 143ZM125 145V144H124ZM149 145V144H148ZM168 145V144H167ZM170 145H172V144H170ZM182 144H180V146H181ZM14 146V145H13ZM95 146V145H94ZM101 146V145H100ZM100 146H98V147H100ZM158 146V145H157ZM114 147V146H113ZM162 147V146H161ZM168 147V146H167ZM94 148V147H93ZM96 148V147H95ZM116 148V147H115ZM128 148H129V146H128ZM135 148V147H134ZM149 148H150V146H149ZM178 148H179V146H178ZM58 149V150H57ZM107 149H109V148H107ZM133 149V148H132ZM141 149V148H140ZM179 149H181V148H179ZM98 150H100L99 148H98ZM101 150H103V149H101ZM119 150V149H118ZM130 150H131V148H130ZM130 150H129V152H130ZM165 150V149H164ZM174 150V149H173ZM176 150V149H175ZM143 151V150H142ZM141 151V152H142ZM158 151V150H157ZM213 151V150H212ZM14 152V151H13ZM18 152H17V155H19L18 154ZM98 151H96V153H97ZM101 152V151H100ZM105 152H107V151H105ZM161 151H159V154H161V157H162V153H160ZM81 153V152H80ZM83 153V152H82ZM104 153V152H103ZM133 153V152H132ZM170 153V152H169ZM175 153V152H174ZM208 153V152H207ZM8 154V153H7ZM127 154V153H126ZM143 154V153H142ZM141 154V155H142ZM150 154V153H149ZM167 154V153H166ZM171 154H173V152L172 153H170V155ZM98 155V154H97ZM106 155V154H105ZM104 155V156H105ZM109 155H111V154H109ZM108 155V156H109ZM131 155V154H130ZM140 155V156H141ZM144 155V154H143ZM142 155V156H143ZM169 155V154H168ZM168 155H167V157H168ZM170 155H169V158H170ZM219 155V154H218ZM0 156L2 157H4V158H9L7 155H1L0 154ZM99 156V155H98ZM97 156V157H98ZM119 156V155H118ZM121 156V155H120ZM133 156H134V154H133ZM132 156V157H133ZM138 156V155H137ZM145 156V155H144ZM227 156V155H226ZM0 157V165H1V162H4V161H2L3 160V158H1ZM113 157V156H112ZM122 158H123V156H121ZM125 157V156H124ZM131 157V156H130ZM132 157H131V160H132ZM164 157V156H163ZM174 157V156H173ZM173 157H171L172 159H173ZM83 158V157H82ZM128 158V157H127ZM158 158H159V156H158ZM158 158H157V160H153L154 162H156V161H158ZM9 159V160H10ZM80 159V158H79ZM98 159V158H97ZM104 159V158H103ZM136 159V158H135ZM140 159V158H139ZM160 159V158H159ZM171 159V160H172ZM229 159V158H228ZM227 159V157H226V161L228 160ZM75 160V159H74ZM86 160H88V159H86ZM91 160H93V159H91ZM122 160H124V158L122 159ZM128 160V159H127ZM138 160V159H137ZM167 160H168V158H167ZM179 160V159H178ZM80 161V160H79ZM133 161V160H132ZM136 161V160H135ZM134 161V162H135ZM139 161V160H138ZM161 161H163V160H161ZM160 161V162H161ZM174 161V160H173ZM72 162V163H71ZM76 162V161H75ZM74 162V163H75ZM78 162V161H77ZM76 162V163H77ZM91 163H92V161H90ZM89 162V163H90ZM111 162V161H110ZM125 162H126V160H125ZM128 162V161H127ZM126 162V163H127ZM131 162V161H130ZM168 162V161H167ZM175 162V161H174ZM173 162V163H174ZM76 163H75V165H76ZM109 163V162H108ZM132 163V162H131ZM130 163V164H131ZM136 163V162H135ZM177 163V162H176ZM71 164V165H70ZM87 164V163H86ZM107 164V163H106ZM164 164H165V161H164ZM170 164H171V162H170ZM169 164V165H170ZM175 164V163H174ZM197 164H198V162H197ZM74 165V166H75ZM123 165V164H122ZM128 165V164H127ZM146 165H148V164H146ZM157 165L158 164H156V167H152V166H150L151 168H149V169H147L148 171H151L150 169H152V170H154L152 173L153 174H156L155 173V171L157 172V174H158V172L159 173H161L162 172V170L164 169V165H163V167L161 166V163L159 164V166L157 167ZM172 165V164H171ZM4 166H5V164H4ZM74 166H73V168H74ZM80 166V165H79ZM84 166V165H83ZM116 166V165H115ZM125 166H126V164H125ZM138 166H139V164H138ZM149 166V165H148ZM154 166V165H153ZM165 166H166V164H165ZM1 167V166H0ZM77 167H78V164H77ZM95 167H97V165L95 166ZM106 167H108V166H106ZM113 167V166H112ZM141 167V166H140ZM144 167H146V166H144ZM171 167V166H170ZM231 167V166H230ZM72 168V169H73ZM91 168V167H90ZM93 168V167H92ZM142 168V167H141ZM162 168V169H161ZM172 168V167H171ZM202 168V167H201ZM250 168H252V167H250ZM76 169V168H75ZM86 169V168H85ZM145 169V168H144ZM143 168L141 169V170H144ZM83 170V169H82ZM127 170V169H126ZM125 170V171H126ZM146 170V169H145ZM158 170V171H157ZM84 171H86V170H84ZM83 171V172H84ZM92 171V170H91ZM95 171H96V169H95ZM94 171V172H95ZM147 171V172H148ZM168 171V170H167ZM201 171V170H200ZM208 171H210V170H208ZM82 172V171H81ZM122 172V171H121ZM128 172V171H127ZM136 172V171H135ZM134 172V173H135ZM141 172H143V171H140V169H139V171H138V173L136 172V174L135 175H138L137 177H140L141 175H140V173ZM197 172V171H196ZM207 172V171H206ZM211 172V171H210ZM69 173V174H68ZM97 173V172H96ZM100 173H102L101 171H100ZM105 173H107V172H105ZM150 173V176H149V174L147 175V174H145L144 172H143V174L146 176H149L148 177V179H150L152 176H151V172H149ZM162 173H164V172H162ZM161 173V174H162ZM201 173V172H200ZM82 174V173H81ZM91 174H93V173H91ZM124 174V173H123ZM132 174V173H131ZM130 174V175H131ZM142 174V173H141ZM160 174V175H161ZM213 174V173H212ZM79 175H80V172H79ZM90 175V174H89ZM106 175V174H105ZM105 175H104V177H105ZM108 175V174H107ZM111 175H112V173H111ZM133 175V174H132ZM164 175V174H163ZM162 175V176H163ZM166 175V174H165ZM183 175V174H182ZM73 176H74V174H73ZM94 176V175H93ZM103 175H101V177H102ZM208 176V175H207ZM206 176V177H207ZM80 177H81V175H80ZM100 177V176H99ZM100 177V178H101ZM113 177H114V175H113ZM133 177V176H132ZM154 178H155V175L153 176ZM152 177V178H153ZM185 178H186V176H184ZM183 177V178H184ZM253 177V176H252ZM258 177V176H257ZM74 178V177H73ZM90 178H92L91 177V175H90ZM142 177H140V179H141ZM174 178V177H173ZM209 178V177H208ZM254 178V177H253ZM106 178H104V181H106L105 180ZM139 179V178H138ZM157 179H159V178H157ZM163 179V178H162ZM202 179V178H201ZM212 179V178H211ZM73 180V179H72ZM77 180H78V177H77ZM90 180V179H89ZM101 180V179H100ZM108 180V179H107ZM111 180V179H110ZM121 180H123V179H121ZM143 180V179H142ZM161 180V179H160ZM168 180V179H167ZM183 180V179H182ZM185 180V179H184ZM187 180V179H186ZM192 180V179H191ZM209 180H210V178H209ZM76 181V180H75ZM74 181V182H75ZM83 181V180H82ZM93 181V180H92ZM117 181V180H116ZM146 181V180H145ZM200 181V180H199ZM253 181H254V179H253ZM77 182V181H76ZM84 182V181H83ZM103 182V181H102ZM107 182H109V180L107 181ZM113 182H115V181H113ZM120 182V181H119ZM163 182H164V180H163ZM255 182V181H254ZM259 182V181H258ZM77 183H79V182H77ZM136 183V185H138L137 186V192H135V194L136 193H138L139 191L138 190H140L141 189V191H140V193L141 194H143L142 193V189H145V190H143V192L145 191L146 192V196L147 195H149L148 193H147V191H149V190H147V187H146V185L147 184H144L145 185V187L146 188H143L142 186H143V183H145L144 181H143V183L142 184H140V182H139V184H140V186L142 187V188H140V186H139V184H137V182H135ZM146 183H152V181H149V182H147L146 181ZM188 183V182H187ZM199 183V182H198ZM201 183V182H200ZM206 184V182H203V184ZM213 183V182H212ZM4 184V185H3ZM73 184V183H72ZM76 184V183H75ZM86 184V183H85ZM87 184H88V182H87ZM87 184L86 185H84V188H85V186H86V190H87V188H88V186H87ZM96 184V183H95ZM106 184V183H105ZM111 184V183H110ZM116 184V183H115ZM121 184V183H120ZM123 184V183H122ZM162 184H164V183H162ZM166 184H167V182H166ZM214 184V183H213ZM89 185H92L93 187H94V184H90L89 183ZM135 185V186H136ZM158 185V184H157ZM165 185V184H164ZM181 185V184H180ZM216 185V184H215ZM126 186V185H125ZM128 186V185H127ZM134 186V185H133ZM192 186V185H191ZM195 186V185H194ZM254 186H256V185H254ZM74 187H75V185H74ZM89 187H91V186H89ZM96 187H97V185H96ZM111 187V186H110ZM119 187V186H118ZM139 187V188H138ZM151 187V186H150ZM150 187H149V189H150ZM164 187H167V185L166 186H164ZM164 187H162V186H160V188H161V190H163L162 188H164ZM190 187V186H189ZM201 187V186H200ZM203 187V186H202ZM217 187V186H216ZM78 188V187H77ZM80 188V187H79ZM108 188V187H107ZM112 188H114V187H112ZM117 188V187H116ZM120 188H122V185H120ZM124 188V187H123ZM127 188H129V187H127ZM169 188V187H168ZM195 188V187H194ZM221 188V187H220ZM73 189V188H72ZM83 189V188H82ZM99 189H101V188H99ZM106 189V188H105ZM207 189H208V187H207ZM225 189V188H224ZM69 190H71V188H69ZM98 190V189H97ZM103 190H104V188H103ZM112 190H114V189H112ZM165 190V189H164ZM163 190V191H164ZM167 190H169L170 191V189H167L166 188V190L165 191H167ZM186 190V189H185ZM54 191H58L57 193L56 192H54ZM60 191H62L61 192V194L59 193ZM77 191H80V189H78ZM76 191V192H77ZM106 191H107V189H106ZM125 191V190H124ZM201 191V190H200ZM217 191V190H216ZM215 191V192H216ZM224 191V190H223ZM68 192V191H67ZM72 192V191H71ZM91 192H93V191H91ZM104 192V191H103ZM145 192H144V194L143 195H145ZM218 192V191H217ZM250 192V191H249ZM253 192V191H252ZM255 192V191H254ZM53 193H56L57 195H61V196H58V198H57V196L55 195V194H53ZM66 193V192H65ZM65 193H64V195H65ZM68 193H70V192H68ZM68 193H66V194H68ZM84 193V192H83ZM82 193V194H83ZM94 193H96V192H94ZM124 193V192H123ZM132 193H134L133 191H132ZM132 193H130V194H132ZM166 194L168 193V198L166 197V199H170L171 198V195L169 194V193H171V192H165ZM193 193V192H192ZM196 193V192H195ZM194 193V194H195ZM224 193V192H223ZM77 194V193H76ZM87 194H90V192L88 193L87 192ZM93 194V193H92ZM97 194V193H96ZM103 194V193H102ZM101 194V195H102ZM106 194H108V193H106ZM113 194V193H112ZM117 194V193H116ZM172 194V193H171ZM177 194V193H176ZM181 194V193H180ZM184 194V193H183ZM185 194H187V193H185ZM190 194V193H189ZM199 194V193H198ZM53 195V198L51 197ZM54 195H55V198H54ZM63 195V196H64ZM69 195V194H68ZM95 195V194H94ZM98 195H100V194H98ZM114 195V194H113ZM134 195V194H133ZM138 195V194H137ZM170 195V196H169ZM191 195V194H190ZM218 195V194H217ZM248 195V194H247ZM73 196V195H72ZM85 196H87V195H85ZM84 196V197H85ZM90 196H91V194H90ZM128 196V195H127ZM146 196H142L143 198L142 199H145L146 201H147V199H148V201H149V196H147V198H145ZM161 196H162V194H161ZM160 196V197H161ZM222 196V195H221ZM51 197V198H50ZM68 197V196H67ZM93 197V196H92ZM98 197V196H97ZM110 197H111V195L109 196V200H110ZM118 197V196H117ZM124 197V196H123ZM136 197V196H135ZM139 197H141L140 196V194H139ZM155 196H153V198H154ZM170 197V198H169ZM193 197V196H192ZM202 197V196H201ZM226 197V196H225ZM80 198V197H79ZM78 198V199H79ZM83 198V197H82ZM87 198H88V196H87ZM115 198V197H114ZM113 198V199H114ZM126 198H128V197H126ZM186 198V197H185ZM226 198H228V197H226ZM250 198V197H249ZM85 199V198H84ZM83 199V200H84ZM100 199V198H99ZM106 199H108V198H106ZM118 199V198H117ZM138 199V198H137ZM160 199H162V198H160ZM164 199V198H163ZM163 199H162V201H163ZM191 199V198H190ZM201 199V198H200ZM240 199V198H239ZM242 199V198H241ZM70 200V201H69ZM94 200H96V197H95V199ZM134 200V199H133ZM145 200H143V202L145 203ZM167 200V201H168ZM188 200V199H187ZM227 200H229V199H227ZM238 200V199H237ZM250 200V199H249ZM73 201V202H72ZM78 202L79 201H81V198L79 199V200H77ZM76 201V203H78ZM87 201V200H86ZM86 201H84V202H86ZM90 201V199L88 198V202ZM108 201V200H107ZM107 201H105V202H107ZM112 201V200H111ZM114 201H116V198H115V200ZM114 201L112 202L113 204H110V206L112 205H114ZM126 201H128L129 202V200L127 199ZM147 201V202H148ZM159 201V200H158ZM170 201H171V199H170ZM199 201V202H198ZM197 202L198 203H202L203 201H201V200H198ZM201 201V202H200ZM234 201H235V199H234ZM251 201V200H250ZM257 201V200H256ZM82 202V201H81ZM97 202V201H96ZM109 202V201H108ZM117 202V201H116ZM115 202V205L117 206V208L119 209V207L118 206H120V205H118V203H120L119 202V200H118V203H116ZM151 202V201H150ZM150 202H149V204H150ZM165 202V201H164ZM169 202V201H168ZM228 202V201H227ZM230 202V201H229ZM232 202L233 201H231L229 204H232ZM236 202V201H235ZM243 202H244V200H243ZM254 202V201H253ZM87 203V202H86ZM97 203H99V202H97ZM97 203L96 204H92L93 206L91 207L92 209V211H93V209H95L96 210V208L98 207V206H102V204H100V205H98L97 206ZM110 203V202H109ZM185 203H186V201H185ZM184 203V204H185ZM250 203V202H249ZM51 204V203H50ZM84 204V203H83ZM124 204V203H123ZM199 204V205H200ZM204 204V203H203ZM229 204H227V209H228V205ZM238 204V203H237ZM77 204H74V206H76ZM87 205V204H86ZM91 205V204H90ZM95 205L97 206V207H95ZM150 205H152V206H149V205H147V207H152L153 208V205H155V204H150ZM187 203H186V208H187V214L190 216H188L189 218H193L192 220L194 221H192L193 222V226L191 227V228H193V227H195V228H197V230L195 229V233L194 234H197V237H198V235L201 237V239H200V237L197 239V241H196V238H195V242H198L199 243V245H198V243H197V245L198 246H200L199 248H198V246H196L197 248L196 249H192L190 246V250H189V247H186L185 245H186V243H184V245L182 244V246L185 248V250H184V248L183 249H181L182 248V246H181V244L180 243H177L178 245H175V243H176V241L175 242H173L174 243V245H171V243H169L168 244V241H167V244L169 245V249L171 248V250H170V253H171V261H169V262H166V264H264V243L263 244H257V241H256V239H254V238H252L256 233H254L253 234V236L251 237L250 236V234H248V236L246 237V234H245V229H246V231L248 230V229H250V228H248V224L249 223H253V220L251 221V219L253 218H251L250 219V217L248 216L247 217V215H245V214H248V213H246V212H249V213H251V211L252 210H247V208L249 207H247L246 208V212H245V210H244V213L243 214H240V219H238L239 217L237 216V217H234V219H238L237 221L236 220H234L233 218H232V215H229V214H221V215H224V216H222V221L226 224V223H228V224H230L231 225V218H232V221L234 220L237 224V226L235 227V222L233 223L232 222V226H234V227H232V229L233 228H235L234 230H232L230 227H229V225L227 226V225H225V224H222V221H221V219H219V220H216V217H214V219L218 222H220V225L218 224H216V223H214V221H212V219H213V217L211 218V216L209 217V218H207V215H209L208 213H207V215H205L206 216V218L204 217V215L202 214L203 213V208H202V210L200 211L199 209H197V210H194L193 208L191 209V208H188L189 206L191 207V205H189L188 207H187ZM198 204L196 205V206H198V207H200ZM233 205H235L234 204V202H233ZM246 205V204H245ZM250 205H252V204H250ZM42 206V207H43ZM47 206V207H48ZM79 206H82L81 205V203L79 202L78 203V208H79ZM105 206H107V204L105 205ZM109 206V207H110ZM162 206V205H161ZM171 206V205H170ZM174 206V205H173ZM176 206V205H175ZM182 206V205H181ZM203 206V205H202ZM201 206V207H202ZM215 206V205H214ZM219 206V205H218ZM264 206V205H263ZM44 207H46V206H44ZM63 207V208H62ZM77 207V206H76ZM108 207V208H109ZM132 207V206H131ZM160 207V206H159ZM172 207V206H171ZM197 207V208H198ZM53 208V207H52ZM111 208H113V207H110L109 208V210H107V211H112V213H113V210L116 208H113V210L111 209ZM152 208H151V210H152ZM167 208V207H166ZM179 208V207H178ZM184 208H185V206H184ZM237 208V207H236ZM243 208V207H242ZM254 208V207H253ZM260 208V207H259ZM49 209V208H48ZM54 209H56V208H54ZM71 209V208H70ZM76 209V208H75ZM80 209H82L81 207L78 209V210H80ZM100 209H103L102 207L100 208V207H98V211H100ZM117 209V210H118ZM126 209V208H125ZM148 209H150V208H148ZM147 209V210H148ZM155 209V208H154ZM153 209V210H154ZM188 209H191V210H193V211H189ZM226 209V210H227ZM230 209V208H229ZM235 208H233V210H234ZM238 209H240V208H238ZM249 209H251V207H249ZM262 209V208H261ZM52 210V209H51ZM59 210H57V211H55V212H58ZM72 210V209H71ZM95 210L93 211L94 213H95ZM104 210V209H103ZM127 210V209H126ZM137 210V209H136ZM159 210V209H158ZM171 210V209H170ZM259 210V209H258ZM68 211V210H67ZM81 211V210H80ZM97 211V210H96ZM111 211L110 212H106V213H108V214H110L111 213ZM119 211V210H118ZM118 211H116L115 210V212H118ZM133 211V210H132ZM214 211V210H213ZM220 211V210H219ZM222 211V210H221ZM223 211H224V209H223ZM260 211V210H259ZM258 211V212H259ZM264 211V210H263ZM70 212V211H69ZM75 212V211H74ZM101 212H103L102 210H101ZM114 212V213H115ZM139 212V211H138ZM151 212V211H150ZM154 213L156 212V215H157V217H156V221H157V224H159L158 222H160V225H156L154 228H155V230L156 231H159L160 230V228L161 229H165V225L163 226H161V221L162 220H160L159 218H160V216H158V215H161L162 213H164V212H160V211H158V212H160V214L159 213H157V211H153ZM189 212V213H188ZM228 212V211H227ZM236 212V211H235ZM241 212V211H240ZM59 213V212H58ZM55 214L54 213V215H52V217L54 218V219H56V221L54 220V222H55V224L54 225H56V222H57V220L58 219H60L61 217H59V215L61 216V214ZM62 213H65L64 211L62 212ZM73 213V212H72ZM91 213V212H90ZM96 213H98V212H96ZM149 213V212H148ZM186 213V212H185ZM231 213H233V212H231ZM242 213V212H241ZM262 213V212H261ZM261 213H260V216H261ZM75 214V213H74ZM73 214V215H74ZM89 214V213H88ZM101 213H99V215H100ZM102 214H104V213H102ZM116 214V213H115ZM137 214V213H136ZM146 214V213H145ZM145 214H143V215H145ZM151 214V213H150ZM174 214V213H173ZM178 214V213H177ZM212 214V213H211ZM218 214V213H217ZM252 214V213H251ZM251 214H249L250 216H251ZM58 215V216H57ZM73 215H72V217H73ZM76 215H77V213H76ZM112 215V214H111ZM127 215V214H126ZM163 216H165V213L164 214H162ZM161 215V216H162ZM181 215V214H180ZM221 215H219V216H221ZM234 215V214H233ZM253 216H255V214H252ZM259 215V214H258ZM258 215H256V216H258ZM103 216V215H102ZM151 216V215H150ZM153 216V215H152ZM218 216V215H217ZM236 216V215H235ZM45 217V216H44ZM49 217V216H48ZM64 217V216H63ZM92 217V216H91ZM104 217V216H103ZM140 217V216H139ZM180 217V216H179ZM229 217H231V218H229ZM259 217V216H258ZM263 217V216H262ZM49 218H51V216L49 217ZM48 218V219H49ZM82 218V217H81ZM95 218V217H94ZM112 216H110V218H109V221L111 220V222L113 221L112 219ZM149 219H150V217H148ZM152 218V217H151ZM158 218V219H157ZM177 218V217H176ZM221 218V217H220ZM84 219V218H83ZM93 219V218H92ZM117 219V220H116ZM142 219H144V217L142 218ZM185 219V218H184ZM187 219V218H186ZM209 219H211V221L209 220ZM213 219V220H214ZM248 219H250L249 221H248ZM41 220V221H40ZM46 220H47V218H46ZM73 220H74V218H73ZM90 220V219H89ZM96 220V219H95ZM103 220V219H102ZM107 220V219H106ZM115 223L117 222H124V223H126L125 221L126 220H120L119 218H116V215H115ZM146 220H147V218H146ZM152 220H153V222L155 221L153 218H152ZM151 220V221H152ZM160 220V221H159ZM76 221V220H75ZM80 221V220H79ZM142 221V220H141ZM155 221V222H156ZM174 221V220H173ZM215 221V222H216ZM257 221H259V223H261V220H258L257 219ZM37 222H39V225H38V223ZM46 222V221H45ZM53 222V221H52ZM104 222H108V220L107 221H104ZM103 222V223H104ZM109 223V224H111L112 226H113V224L112 223ZM122 222V223H123ZM146 222V221H145ZM149 222V223H148ZM147 223H148V225H149V227H151V225H152V222H151V225H150V221H148ZM163 222V221H162ZM248 222V223H247ZM255 222V221H254ZM37 223V224H36ZM44 222L42 221V224H43ZM47 223V222H46ZM106 223H104L105 225H109L108 223L106 224ZM147 223H143V224H145L147 227H148V225H147ZM186 223H189V222H185V224ZM191 223V222H190ZM212 223V224H211ZM264 223V222H263ZM41 224V225H42ZM61 224V223H60ZM59 224V225H60ZM81 224H82V222H81ZM86 224V223H85ZM120 223H118V225H119ZM129 224V223H128ZM128 224H126V225H128ZM192 224V223H191ZM194 224H195V226H194ZM216 224V225H215ZM224 225V230L226 229H228V228H230L232 231H231V233L233 234H229V235H231V236H229V237H231V239H228L227 238V236L225 237V238H227L228 240H233V241H228L227 239H223L221 236H223L222 234H224V231H219L218 230V226H221L222 227V225ZM245 224H247L246 226H245ZM46 225V224H45ZM57 225H58V223H57ZM63 225V224H62ZM101 225V228H102V224H100ZM99 225V226H100ZM117 224H115V226H116ZM118 225H117V227L116 228H114V227H112V226H109V227H111V229L113 230V228H114V231H111V229H109V227H108V229H106V233L105 234H109L108 232H109V230H110V232L111 233H113V232H115L114 234H112V235H114V238H117V233L119 234V236H120V234L123 232V234L121 235V236H123L122 238L125 240V242H126V240L128 241V239L131 237H128L129 235H130V228H131V224H129V226H130V228H128L127 226V228L125 227V228H123V227H120L121 226V224L119 225V227L120 228H118ZM142 225V224H141ZM213 225V226H212ZM214 225H215V227H218L217 229H214L213 227H214ZM253 224H251V226H252ZM255 225H256V223H254V228H255ZM2 226V227H1ZM43 226V225H42ZM51 226V225H50ZM106 226V227H107ZM160 228H159V227ZM188 226V225H187ZM197 226V227H196ZM212 226V227H211ZM227 226V228H225ZM252 226V227H253ZM258 226V225H257ZM256 226V228H258ZM261 226V225H260ZM3 227H6V229H3ZM40 227V226H39ZM52 227V226H51ZM55 227V226H54ZM57 227L58 226H56V230L54 229L53 230V232H57ZM61 227V226H60ZM82 227V226H81ZM84 227V226H83ZM105 227V228H106ZM146 227V228H147ZM148 227V228H149ZM173 227L174 226H172V225H170V227H166V230H168L167 228H169V230L171 231V229L173 230L172 232L173 233H175L176 231H179V230H176L175 228L173 229ZM182 227V226H181ZM180 227V228H181ZM209 227H211V228H213L212 230L211 229H209ZM74 228V227H73ZM121 228H122V231H121ZM144 228H145V226H144ZM145 228V229H146ZM147 228V229H148ZM153 228V229H154ZM171 228V229H170ZM179 228V229H180ZM11 229V230H10ZM100 229V228H99ZM115 229L117 230V231H119V232H117V231H115ZM150 229V228H149ZM148 229V230H149ZM159 229V230H158ZM194 229V228H193ZM209 229V230H211L212 232H211V234H208L207 232V230ZM221 230H222V228H220ZM260 229H262V230H264L263 228H259V231H262V230H260ZM50 230V229H49ZM60 230V229H59ZM58 230V231H59ZM71 230H72V228H71ZM132 230V229H131ZM151 230V229H150ZM155 230H152V231H154L155 232ZM162 230V231H163ZM181 230V229H180ZM183 230V229H182ZM218 230V231H217ZM68 231V230H67ZM101 231V230H100ZM102 231H104V230H102ZM161 230H160V234L161 233H163ZM169 231V232H170ZM175 231V232H174ZM207 231V232H206ZM229 231V229L226 231V232H228ZM233 231H234V233H233ZM249 231V230H248ZM247 231V232H248ZM64 232V231H63ZM68 232H70V231H68ZM117 232V233H116ZM210 232V231H209ZM264 232V231H263ZM67 233V232H66ZM72 233V232H71ZM70 233V234H71ZM110 233V234H111ZM141 233H142V231H141ZM165 233H166V231L163 233V235H164V237L166 238V237H168V235L166 234L165 235ZM172 233V234H173ZM181 234H182V232H180ZM179 233V234H180ZM199 233V234H198ZM220 233H222L221 235H220ZM53 234V233H52ZM51 234V235H52ZM55 234H58V233H55ZM60 234H62V233H60ZM59 234V235H60ZM64 234V233H63ZM145 234H147V233H145ZM145 234H144V236H145ZM149 234V233H148ZM147 234V235H148ZM156 234V233H155ZM159 234V235H160ZM169 234H171V232L169 233ZM171 234V235H172ZM176 234H177V232H176ZM174 235V237H175V239H177L178 238V235ZM192 234V230L190 231V235ZM54 235V234H53ZM65 235V234H64ZM158 234H156V236H157ZM163 235H161V236H163ZM171 235L169 236V237H171ZM193 235V234H192ZM226 235V234H225ZM256 235H258V234H256ZM54 236H56V235H54ZM73 236V235H72ZM124 236H127V237H124ZM139 236H141V235H139ZM143 236V235H142ZM149 236H150V234H149ZM149 236H146V238L147 237H149ZM155 236V235H154ZM155 236V237H156ZM161 236H159V237H161ZM181 236V235H180ZM193 236H196V235H193ZM249 236H250V238H252L251 239V241L252 240H254V241H256V243H254V241H252L254 244H252V242L250 241V238H249ZM259 236V235H258ZM64 237V236H63ZM105 237V236H104ZM103 237V238H104ZM151 237V236H150ZM169 237H168V239H169ZM173 237V236H172ZM173 237V238H174ZM187 237V236H186ZM242 237H243V239H242ZM54 238V237H53ZM53 238L51 239V241L53 240ZM57 238V237H56ZM62 237H60V239H61ZM68 237H66V239H67ZM70 238H72V237H70ZM102 238V239H103ZM113 236H112V238H111V240L113 241ZM128 238V239H127ZM154 238V237H153ZM157 238V237H156ZM162 238V237H161ZM165 238H162L163 240L165 239ZM172 238V239H173ZM180 238V237H179ZM249 239V242L248 241H246V239ZM256 238H258V237H256ZM58 239H59V237H58ZM63 239V238H62ZM105 239V238H104ZM107 239V238H106ZM117 239H119V237L117 238ZM136 240L138 239V238H135ZM152 239V238H151ZM157 239H159V238H157ZM162 239H161V241H162ZM187 239V238H186ZM247 239V240H248ZM37 240H41V239H37ZM43 240H45V239H42V241ZM50 240V239H49ZM68 240V239H67ZM66 240V241H67ZM71 240H73V239H71ZM110 240V239H109ZM166 240V239H165ZM164 240V241H165ZM178 240V239H177ZM183 240V239H182ZM181 240V242H183ZM189 240V239H188ZM187 240V241H188ZM198 240H203L204 241V243L202 244V246H201V244H200V241H198ZM243 241L244 243L245 242H247L246 244H242L243 246H241L240 245V248L239 249H230L229 247H228V245L230 244V243H233V242H236L237 243V241ZM50 241V242H51ZM114 241H116V240H114ZM130 241H132L133 243H138L139 244V246H138V244L136 245V243H135V245H133V243L131 244L130 243ZM130 241H128L129 243L128 244H125V245H127L126 247L128 248V245H129V248H130V250L128 251L129 253H131V255L133 254V255H135V257L137 258L138 256H139V258H135L133 255L131 256L130 254V256L133 258L134 257V259H131L130 258V256L129 255H127V259L128 258H130L132 261L133 260H137V262H136V264L137 263H141L142 264V262H141V256H142V254L143 255H145L146 253H144V251H148V250H150L149 248H147V246L146 245H142V246H140L141 245V243L138 241H135L134 239H132V238H130ZM161 241H159V242H161ZM174 241V240H173ZM179 241V240H178ZM184 241H186V240H184ZM241 241V242H242ZM261 241H263V240H261ZM102 242H104L103 240H102ZM105 242H106V240H105ZM119 242V241H118ZM163 242V241H162ZM189 242V241H188ZM191 242V244H192V241H190ZM189 242V243H190ZM251 242V243H250ZM37 242H35V244H36ZM55 243H56V241H55ZM65 243L66 242H64V245H65ZM107 243V242H106ZM114 243V242H113ZM121 244L123 243L122 241L120 242ZM144 243V242H143ZM165 243H166V241H165ZM218 243L219 244H221V245H218ZM227 243H228V245H227ZM250 243V244H249ZM34 244V243H33ZM32 244V245H33ZM89 244V243H88ZM108 244V243H107ZM118 244V243H117ZM167 244H165V246L166 247H168V245ZM196 244V243H195ZM37 245V244H36ZM69 245H70V242H69ZM123 245V244H122ZM188 245H190V244H188ZM233 245V244H232ZM235 245V244H234ZM238 245V244H237ZM246 245V246H245ZM28 246V247H27ZM39 246V245H38ZM61 246V245H60ZM120 246V245H119ZM161 246V245H160ZM163 247H162V249H167L168 251H169V249L168 248H166V247H164V245H162ZM192 246V245H191ZM225 246H227L228 248H225ZM230 246V245H229ZM54 247H55V245H54ZM54 247H53V249H54ZM69 247V246H68ZM86 247V246H85ZM93 247V246H92ZM124 247V246H123ZM134 247V248H133ZM142 247H145V249L147 248V250H143L144 248H142ZM179 247H181V248H179ZM194 247V246H193ZM113 248V247H112ZM111 247H110V249H112ZM128 248V249H129ZM202 248V249H201ZM59 249H61V248H59ZM95 249V248H94ZM93 249V252H92V254L93 253H95V254H91L92 256H91V258H87V257H85L84 256V258L83 257H81L80 256V258L82 259V260H80V263H81V261H82V263L83 262H87V263H90L91 262V260H92V257L94 256V255H96V254H98L99 253V249L97 248V250L95 251ZM108 249V248H107ZM115 249V248H114ZM119 249V248H118ZM122 249V250H121ZM134 249V250H133ZM160 249H161V247H160ZM161 249V250H162ZM164 249V250H165ZM184 250V251H187L186 253V255H185V257H180L179 256V254H178V252H179V250ZM187 249V250H186ZM198 249V250H197ZM202 250V252L199 254V252ZM124 249L123 248H120V250H119V253H115V257L117 258V256H118V258H120V259H118L117 260V262L119 261V262H122V260H123V258L122 257H124L125 256V253H127L126 251H123ZM167 250H165L166 252H167ZM180 250V251H181ZM200 250V251H199ZM88 251V250H87ZM95 251V252H94ZM98 251V252H97ZM112 251V250H111ZM110 251V252H111ZM124 252V256H121V255H123V253H121V252ZM141 251V252H140ZM199 251V252H198ZM56 252H58L57 250H56ZM60 252V251H59ZM97 252V253H96ZM140 252V253H139ZM198 252V253H197ZM89 253V252H88ZM91 253V252H90ZM102 253H103V251H102ZM104 253H109V252H107V250L104 252ZM104 253H103V255H104ZM113 253V252H112ZM112 253H111V255H112ZM148 253V252H147ZM157 253V252H156ZM169 253V254H170ZM180 253V252H179ZM185 253V252H184ZM47 254V253H46ZM57 254V253H56ZM87 254V253H86ZM138 254H140V255H138ZM167 254V253H166ZM45 255V254H44ZM89 255V254H88ZM151 256H152V254H150ZM154 255H156V254H154ZM153 255V256H154ZM159 254L157 253V256H158ZM181 255V254H180ZM53 256V255H52ZM51 256V257H52ZM54 256L56 257V255L54 254ZM64 256H67L66 254L64 255ZM69 256V255H68ZM76 256V255H75ZM109 256V255H108ZM113 256V255H112ZM112 256L111 257H108L107 259H111L110 261H105L106 263H109V262H111L112 264L114 263L115 264V262L116 261H114V259L112 258ZM162 256V255H161ZM164 256H165V253H164ZM167 256V255H166ZM62 257V256H61ZM97 257V256H96ZM95 257V258H96ZM100 257H102V256H100ZM107 256H106V254H105V258H106ZM155 257V256H154ZM64 258V257H63ZM67 258V257H66ZM77 258H78V256H77ZM79 258V259H80ZM104 258V257H103ZM104 258V260H106ZM122 258V259H121ZM147 258V257H146ZM167 258V257H166ZM56 258H54V260H55ZM97 259V258H96ZM113 259V260H112ZM125 259H126V256H125ZM157 259V258H156ZM168 259V258H167ZM52 260V259H51ZM54 260H52V261H54ZM67 260V259H66ZM84 260V261H83ZM131 260H127L128 262L129 261H131ZM1 261V263L3 264V262ZM7 261H5L4 263H6ZM25 261H27V260H25ZM51 261V262H52ZM62 261V260H61ZM99 261V260H98ZM126 261V262H127ZM135 261H133V263H131V264H134L135 263ZM160 261V260H159ZM10 262H12V261H10ZM18 262V261H17ZM21 262V261H20ZM38 262V261H37ZM37 262H35V264L37 263ZM47 262V261H46ZM64 262H66V261H64ZM69 262V261H68ZM67 262V263H68ZM94 262V261H93ZM104 262V261H103ZM103 262H98L99 264H103ZM119 262H118V264H119ZM127 262V263H128ZM149 262V261H148ZM156 262V261H155ZM16 263V262H15ZM24 263V262H23ZM30 263H32V262H30ZM41 263H42V261H41ZM45 263V262H44ZM48 263V262H47ZM53 263V262H52ZM66 263V264H67ZM73 263V262H72ZM81 263V264H82ZM95 263V262H94ZM97 263V262H96ZM97 263V264H98ZM122 263H124L125 264V262H122ZM130 263H128V264H130ZM154 263V262H153ZM163 263H165L164 261H163ZM12 264V263H11ZM21 264V263H20ZM29 264V263H28ZM84 264V263H83ZM105 264V263H104ZM117 264V263H116Z\"/></svg>", "mask_w": 264, "mask_h": 264}]
</instances>
